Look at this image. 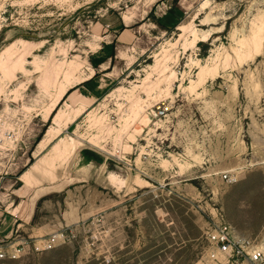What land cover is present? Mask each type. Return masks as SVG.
<instances>
[{"label": "rangeland", "instance_id": "374dc122", "mask_svg": "<svg viewBox=\"0 0 264 264\" xmlns=\"http://www.w3.org/2000/svg\"><path fill=\"white\" fill-rule=\"evenodd\" d=\"M6 52L0 264H195L219 219L264 264V0H0Z\"/></svg>", "mask_w": 264, "mask_h": 264}, {"label": "built area", "instance_id": "2783aa9c", "mask_svg": "<svg viewBox=\"0 0 264 264\" xmlns=\"http://www.w3.org/2000/svg\"><path fill=\"white\" fill-rule=\"evenodd\" d=\"M165 108L157 107L156 115H162ZM59 236L33 244L36 250L46 249ZM206 245L195 264H262V251L244 237H239L233 227L219 219L205 234ZM0 242V259H16L20 256L21 245Z\"/></svg>", "mask_w": 264, "mask_h": 264}, {"label": "bare ground", "instance_id": "6f19581e", "mask_svg": "<svg viewBox=\"0 0 264 264\" xmlns=\"http://www.w3.org/2000/svg\"><path fill=\"white\" fill-rule=\"evenodd\" d=\"M181 27H183L182 25H178L177 26V28L178 29H180ZM252 37V36H251ZM249 38L248 40H245L244 41V43L246 44V46L247 47H250L251 45H254L255 46V44H254V38ZM5 59L0 63V69H1V71L4 73V75L5 76H7V77H9V78H14L15 77V75H16V73H18V72H20L21 70H23L24 68H23V66H22V60H21V57L19 56V57H17V58H15V59H12L11 61H10V59H11V57H12V55H13V52H6L5 53ZM69 63V65L71 64V61L70 62H68ZM49 69V68H48ZM71 72V70H67V71H65L64 72V77H66L69 73ZM43 81H42V83L43 84H46V83H48V82H50V81H52L51 79H52V72L51 71H49L48 70V72H46V70H45V73L43 74ZM165 76V75H164ZM203 79V77H202V69H200L199 71H198V75H197V81L196 82H191L190 83V86L189 87H193L194 85H196L197 83H200V81ZM73 85V84H72ZM71 87V86H70ZM72 89V88H71ZM67 86H62V85H60L59 86V88H58V90H57V94H56V96L54 97V98H52L53 100H52V104H50V107L48 108V110L50 111V113H51V111H52V109H53V107L55 106V104L60 100V99H62L64 96H65V94L67 93ZM55 93V92H54ZM68 94V93H67ZM66 94V95H67ZM72 97V96H71ZM85 102V101H84ZM54 110V109H53ZM141 110V108L140 107H136V108H132V113H133V117H136V116H138V111H140ZM76 115H78V112H76ZM63 116V113L62 112H60L57 116H55V117H57L58 119H61V117ZM90 116V115H89ZM63 121H64V119H63ZM72 121H74L73 120V118H71V119H67L66 121H65V123H64V125L66 126L67 124H69V123H71ZM141 121H143V123H145L146 121H147V118L146 117H142V119H141ZM123 124V123H122ZM124 127H126V125L124 124L123 125ZM111 127V126H110ZM50 134H51V130L50 129H47V131H46V133H45V137H44V139H42L41 140V143H44V140H47L48 139V137L50 136ZM46 146V145H45ZM56 148V147H55ZM60 154H62V153H60ZM31 169L33 170V171H36V172H39V171H41V170H39V167H38V164H34V165H32L31 166ZM31 170V171H32ZM22 177L24 178V175H22Z\"/></svg>", "mask_w": 264, "mask_h": 264}, {"label": "crops", "instance_id": "0c3cea01", "mask_svg": "<svg viewBox=\"0 0 264 264\" xmlns=\"http://www.w3.org/2000/svg\"><path fill=\"white\" fill-rule=\"evenodd\" d=\"M128 18H130V17H128ZM122 21L125 22L123 16H122ZM95 38H98V39L101 40L103 38V36H95ZM93 76H94V74H93ZM93 76L90 77L89 79H86L82 84L79 85V87H82L83 89H86L87 90V93L90 94V95H93L92 94V89L90 87V84L93 81L92 80L93 79ZM14 222H15V219H13V214L10 213L8 211V209H6V208L0 209V242L1 241H6L7 239H10L11 236H13V232H14ZM15 239H17V237H14V240Z\"/></svg>", "mask_w": 264, "mask_h": 264}, {"label": "trees", "instance_id": "16d2710c", "mask_svg": "<svg viewBox=\"0 0 264 264\" xmlns=\"http://www.w3.org/2000/svg\"><path fill=\"white\" fill-rule=\"evenodd\" d=\"M94 76H95V74H94ZM68 92H69V91H67V93H68ZM67 93H66V94H67ZM66 94H65V95H66Z\"/></svg>", "mask_w": 264, "mask_h": 264}]
</instances>
